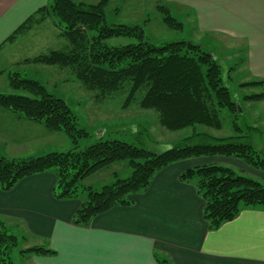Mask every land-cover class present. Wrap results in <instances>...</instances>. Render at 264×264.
I'll use <instances>...</instances> for the list:
<instances>
[{
  "label": "trees",
  "instance_id": "trees-1",
  "mask_svg": "<svg viewBox=\"0 0 264 264\" xmlns=\"http://www.w3.org/2000/svg\"><path fill=\"white\" fill-rule=\"evenodd\" d=\"M109 2L50 0L19 25L7 41H13L51 16L69 45L63 50L26 58L23 63L67 69L100 100L114 93H126L124 108L137 103L143 109L155 110L163 127L174 131L192 128L194 133L162 152L117 139L98 140L80 147V140L90 133L78 126L76 115L66 101L50 93L41 82L10 70L6 73L9 86L14 90H25L31 96L0 92V107L27 120L40 122L52 132L65 134L74 148L11 159L0 154V188L11 190L27 176L54 169L57 173L56 198H84L72 223L85 227L101 213L116 206L130 205L133 202L131 196L147 189L160 169L183 159L205 155L234 156L264 171L260 150L240 134L243 131L239 124L241 103L226 85L223 67L216 56L188 40L156 45L140 25L108 23L106 9ZM157 8L167 27L183 28V23L168 7L159 4ZM120 37L133 38L136 42L108 43L109 39ZM4 74L0 71V77ZM241 86L264 89V80L244 82ZM263 98L264 91L243 96L245 101L252 102ZM222 109L230 112L234 135L215 136L198 131L199 126L222 129ZM194 138L206 140L193 143ZM121 161H126L132 169L130 176L121 178L114 173L115 181L100 190L83 184L88 176ZM180 179L196 180L198 192L205 200L204 218L211 230L234 220L242 207L264 208V184L238 174L230 167L219 164L197 166L181 173ZM18 243L17 235L4 227L0 229V264H15L10 253ZM21 253L51 255L55 251L38 245L21 249ZM160 263L167 264L166 260H160Z\"/></svg>",
  "mask_w": 264,
  "mask_h": 264
},
{
  "label": "crops",
  "instance_id": "crops-1",
  "mask_svg": "<svg viewBox=\"0 0 264 264\" xmlns=\"http://www.w3.org/2000/svg\"><path fill=\"white\" fill-rule=\"evenodd\" d=\"M49 1L0 0V55L22 38H31L33 30L53 18L50 16L7 41L19 25ZM129 1L136 4L138 0H110L109 5L119 3L118 13L122 4ZM168 1L185 10L187 21L193 23L197 34L189 41L204 46L207 44L199 33L219 32L215 36L226 49H235L232 52L237 56L243 52L247 70L244 82L264 80V0ZM55 25L58 36L64 38L57 22ZM26 58L30 57L15 60V67L32 65L22 62ZM10 70L0 71L6 74ZM238 101L242 103L241 99ZM255 102H264V98ZM53 133L63 134L0 107V136L11 139L23 152L42 151L53 143ZM206 164L230 168L235 164L250 173L249 177H264L260 169L234 156L190 157L160 169L147 189L131 196L130 205L101 213L84 227L72 223L84 198H56L57 173L50 169L23 178L11 190L0 188V229L21 233L22 249L39 245L55 251L51 255L21 253V264H161L160 260L167 264H264V208L242 207L234 220L211 230L204 218L205 200L198 192L196 180L180 179L187 169Z\"/></svg>",
  "mask_w": 264,
  "mask_h": 264
},
{
  "label": "rangeland",
  "instance_id": "rangeland-1",
  "mask_svg": "<svg viewBox=\"0 0 264 264\" xmlns=\"http://www.w3.org/2000/svg\"><path fill=\"white\" fill-rule=\"evenodd\" d=\"M157 3L168 6L173 14L178 16L177 19L183 23L184 27L181 30L167 27L163 22L162 14L155 6ZM119 5V3L108 5L106 9L107 22L130 26L140 25L144 28L149 40L156 45L180 40L189 41L191 37L195 36L194 34H197L193 23L188 22L187 17H185L186 11L174 6L168 0H138L136 4L129 1L123 3L121 11L117 13L116 8ZM55 24L56 21L52 18L33 30L34 33L31 34L33 35L30 36L31 38L26 36L19 42H15L12 47L9 46V50H3V54L0 56L4 55L5 57L0 59V70L11 68L13 71H18L26 78L41 82L50 93L64 99L76 115L78 126L90 133L88 137L80 140V147L89 146L98 140L117 139L149 148L155 152H162L170 148L176 141L194 133L192 128L174 131L163 127L158 121V114L155 110L143 109L137 103L124 108L126 93H114L105 99H97L95 92L86 89L67 69L45 64L15 67V60L43 54L50 49L67 48L69 45L67 39L58 36L59 28ZM211 33H199V36L202 42L207 44L203 46L204 49L214 50V55L223 67L225 83L230 88L233 97L236 101L237 99L242 100L239 124L243 131L240 134L246 136V141L254 143L264 157V102H245L243 99L246 94L259 93L264 89L262 87L241 86L242 82L246 81L247 73L243 63V52L238 56L235 55L236 53L232 52L235 49H226L223 42L216 38L215 34L217 35L219 32H214V35ZM133 42L136 40L127 37L108 40L111 45H124ZM11 56L14 58L10 59ZM0 92L31 96L25 90L12 89L8 84L7 74L0 78ZM221 119L223 122L222 129L215 130L199 126L198 131L216 134L217 136L234 135L232 117L227 109L221 110ZM247 126L255 127V129L247 128ZM52 135L53 143H48L46 147L40 149L42 151H34L36 153L23 152L15 147L11 139L0 136V154L11 159L30 156L28 154L40 156L55 151L65 152L74 148L73 142L65 134L53 133ZM203 140L206 139L194 138L192 142L198 143L203 142ZM230 166L238 174L250 175L235 164ZM114 173H117L121 178H126L131 175L132 169L126 161L116 162L88 176L83 184L100 190L104 185L115 181ZM253 176L252 178L264 184L263 176L259 178ZM15 234L19 238V243L12 249L10 257L15 264H21L23 261L21 249L24 246V241L21 233Z\"/></svg>",
  "mask_w": 264,
  "mask_h": 264
},
{
  "label": "water",
  "instance_id": "water-1",
  "mask_svg": "<svg viewBox=\"0 0 264 264\" xmlns=\"http://www.w3.org/2000/svg\"><path fill=\"white\" fill-rule=\"evenodd\" d=\"M238 105V104H237ZM239 106V105H238Z\"/></svg>",
  "mask_w": 264,
  "mask_h": 264
}]
</instances>
